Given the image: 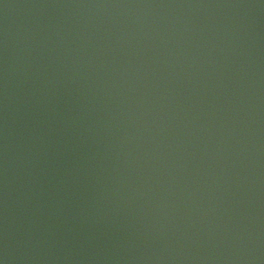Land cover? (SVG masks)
I'll return each mask as SVG.
<instances>
[{
	"label": "water",
	"instance_id": "obj_1",
	"mask_svg": "<svg viewBox=\"0 0 264 264\" xmlns=\"http://www.w3.org/2000/svg\"><path fill=\"white\" fill-rule=\"evenodd\" d=\"M0 264H264V0H0Z\"/></svg>",
	"mask_w": 264,
	"mask_h": 264
}]
</instances>
